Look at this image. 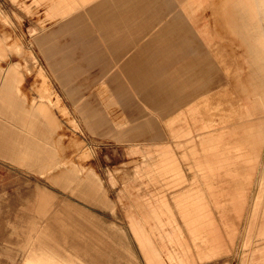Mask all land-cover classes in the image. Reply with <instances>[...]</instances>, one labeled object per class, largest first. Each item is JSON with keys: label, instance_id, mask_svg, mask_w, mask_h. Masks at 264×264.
I'll use <instances>...</instances> for the list:
<instances>
[{"label": "rangeland", "instance_id": "1", "mask_svg": "<svg viewBox=\"0 0 264 264\" xmlns=\"http://www.w3.org/2000/svg\"><path fill=\"white\" fill-rule=\"evenodd\" d=\"M178 8L185 9L171 0H126L123 4L122 0H117L115 3V26L109 29L112 38L106 43L103 39L104 51L92 56L85 53V58L92 57L96 62L87 67L89 88L80 91L81 100L96 90L102 92L101 98L85 102L98 112L94 118L97 120L99 116L103 120L104 126H101L87 121L38 42L40 33L51 28L57 19L48 15V1L0 0V264H25L28 243L40 224L45 219L51 220L52 215L63 217L72 226L70 232H64L69 243L78 241L79 245L90 243L93 246L91 253L98 264H146L130 226V215L140 217L147 203L154 202L152 192L162 186L136 175L135 170L143 164L144 158L141 149L133 152L130 148L141 141L142 147L149 148L146 150L152 153L158 143L169 142L167 137H155L156 133L166 132L164 121L160 119L168 114L156 111L163 108L159 105L162 101L159 95L165 92L163 79L155 80L151 71L147 72L145 57H136L144 53L141 50L146 35L157 29L158 33L167 32L165 28L175 24L183 33L193 29L195 33L201 30L215 37V48L207 46L211 53L210 65L202 68L217 71L202 74L206 88L192 91L195 101H220V108L228 109L230 102L238 100L235 96L238 93L235 88L238 86L237 63L243 67L242 75L256 74L252 49L243 35L235 37L226 32L229 27L224 25L218 0L212 7L198 9L195 19L171 18ZM226 11L231 18L237 14L236 8L228 7ZM125 14L142 15L144 21H139L138 29L143 26L141 31H145L129 34L127 22L122 19ZM250 14L253 24L259 21L262 24L253 27L251 23L250 29L252 32L257 29L264 58V9L258 14L250 11ZM110 15L103 13L106 25L111 21ZM109 43L114 45L113 50L108 47ZM122 59L125 61L119 65V72L110 73V64L105 60L119 63ZM178 61L174 60L169 67V71H175L170 73L172 76L180 75L183 69L180 59ZM164 82L169 86L168 80ZM259 90L260 99L257 93L252 97L260 102V110L264 112V80ZM225 92L229 95L223 97ZM105 94L112 96L104 97ZM168 97H165L166 102L169 98H177ZM206 107L213 117H219L213 105ZM110 118L114 122H109ZM155 118L159 120L153 121ZM263 118L261 113L255 116L253 123ZM108 123L115 127L120 123L128 126L144 123L145 126L135 127L132 137L138 140L134 141L118 138V129L107 128L111 127ZM174 147L179 155L183 147ZM261 149L252 183L247 189L250 200L244 216L236 217L232 209L222 216L219 209H211L222 242H226L227 226L238 229L232 252L196 264H264V187L260 185L264 184V147ZM180 163L187 183L192 177L191 171L182 160ZM56 173L61 175L59 179H71L73 187L63 188L56 178L50 179ZM87 187L94 190L92 194H85ZM42 198L51 203V211L46 215L36 210ZM253 209H258V213L247 244L241 248L244 226ZM42 238L47 241L48 233L42 232ZM81 253L85 255L84 250Z\"/></svg>", "mask_w": 264, "mask_h": 264}, {"label": "crops", "instance_id": "2", "mask_svg": "<svg viewBox=\"0 0 264 264\" xmlns=\"http://www.w3.org/2000/svg\"><path fill=\"white\" fill-rule=\"evenodd\" d=\"M47 1L48 15L57 17V19L51 24V28L44 29L38 36L41 49L53 71L86 115L87 121L93 125L102 126L103 120L99 116L97 120L94 118L98 112L85 103L101 98L102 92L96 90L93 95L85 96L81 100L80 91L83 88H89L87 67L88 64L96 62L92 57L85 58V53L92 56L105 50L104 42L109 41L108 38H112L109 29H113L115 26L113 10L117 0ZM215 1L171 0L172 3L182 4L185 8H178L171 18L185 16L188 19H195L198 9L212 7ZM218 1L222 4L221 13L223 14L221 15L224 18V25L229 27L226 28V32L228 31L235 37L243 35L239 31L240 26L249 25V17H244L245 12L247 14L249 11H254L255 14H258L260 9H264V1L261 3L259 0ZM124 2L126 3V0H122V4ZM228 7L237 9L235 17L231 18L228 15L226 11ZM103 13L111 14V21L107 25L105 22L103 23ZM122 19L127 22L129 34L145 31H141L144 29L143 26L138 29L139 21H144L142 15L126 16L125 14ZM174 25L170 24L171 27H166L165 31L167 32L158 33V29L152 30V34L146 35L145 45L141 50L144 53L136 55V57H145L147 72L151 71L155 80L163 79L162 89L165 92L161 95L156 93L162 96L159 105H162L163 108L156 109V111H161L163 115L168 114L160 119L164 121L166 132L156 133L155 137H167L169 142L158 143L152 153L146 150L149 148L142 147L143 142L141 141L135 142L130 148L133 152L141 149L144 158L143 164L137 166L135 170L136 175L147 177L150 182L162 186L152 192L154 202L147 203V208L140 217L130 215V226L146 264H196L232 252V243H234L238 229L233 225L227 226L226 242H222L217 233L211 209L212 207L219 209L222 216H225L228 209H232L236 217H240L245 206L246 209L248 208L250 195H248L247 189L252 183L251 179L263 151L261 147L264 145V123H261L264 118L260 122L253 123V120L259 119V117L255 119V116L264 114V112L258 111L256 104L249 101L246 111L241 112L238 100L230 102L232 110L239 109L235 112L231 111L229 107L228 109L220 108L222 105L220 101L215 104V102L207 100H194L196 95L192 91L206 88V85L203 84L205 78L202 77V74L217 71L216 69L205 70L202 68V66L210 65L211 53L207 51V48H215V37L212 34L207 35L204 33L205 31L201 30L200 33H195V30L188 29L187 33H183ZM255 25L262 24L259 21ZM244 40L249 42V39ZM108 47L113 50L114 45L109 43ZM199 48L201 49L199 50ZM178 59H180L183 69H180V75L172 76L170 73L175 71H169V67L174 60L179 63ZM105 61L110 64L108 70L114 75L119 72V65L122 66L125 59L120 60L119 63ZM237 64L235 67V72L238 74L237 91L242 90L248 93L251 91V74L242 75L243 67L241 64ZM166 80L169 81V86L164 82ZM165 89L174 90L173 94ZM103 90L107 91L106 86ZM228 95L229 93L225 92L223 97ZM231 95L233 96V93ZM111 96L112 94L104 95V97ZM168 96H177V98L173 99ZM235 96L238 97V93ZM165 97L169 98L167 102ZM207 105H213V110L216 109L217 112H220L219 109H223L222 112H218L219 119L210 114ZM106 120H104L105 123ZM108 120L114 122L111 118ZM152 120L158 121L159 119ZM108 125L111 127L106 126L107 128L118 129V138L134 141L138 140V138L132 137L137 129L135 127L145 126L144 123L134 126H128L125 123H120L116 127L111 123ZM0 137H2L1 132ZM232 137L233 139H231ZM6 143L8 145V142ZM0 144L2 143L0 142ZM174 146L183 147L179 151V155L176 154ZM181 160L188 165L192 174L187 183V178L181 167ZM59 176L61 175L56 173L50 179L56 178V182L63 188H71L73 181L68 177L59 179ZM93 191L91 187H87L85 194L90 195ZM166 195H170V198ZM36 210L40 214L46 215L51 211L50 201L42 198L36 204ZM262 210L264 213V208ZM257 213L258 209H253L248 215L249 220L242 233L241 248L247 244ZM51 217L53 219H45L40 224V229L28 243L24 263L98 264L91 253L93 246L90 243L85 246L79 245L78 241L69 243L64 232H70L69 229L72 227L70 223L58 215ZM42 232L48 233L47 241L43 240ZM83 250L85 255L81 253ZM126 250L133 257L127 247Z\"/></svg>", "mask_w": 264, "mask_h": 264}, {"label": "bare ground", "instance_id": "3", "mask_svg": "<svg viewBox=\"0 0 264 264\" xmlns=\"http://www.w3.org/2000/svg\"><path fill=\"white\" fill-rule=\"evenodd\" d=\"M200 2V1H199ZM221 2V0H220ZM224 3V1H223ZM222 5V4H220ZM201 6V5H200ZM199 7V6H198ZM197 8V7H196ZM223 8V7H222ZM192 9V8H191ZM76 14V13H75ZM223 14V13H221ZM222 16V15H221ZM244 17H249V25H244L242 28H240V33H243L244 35V39H249V42H248V46H250V48L252 49V59H253V62L252 64L256 67V74L255 75H250V80L252 81V84H251V91L250 92H245V91H240L238 92V103H239V109L241 112H244L246 111V108H247V105L249 104V101L253 104H256V106L258 107V111L261 112L260 110V106H259V101H257V99H253V95L256 94L258 95V98L260 99V96L261 95V92L260 90L263 89V86L262 88L259 90V84L260 82H262L264 80V72L262 69H264V58H263V54H261L262 52L260 51V46H259V41H258V38H257V35H258V32H257V29H253V32L251 31V23L253 25V27H256L255 24H253V16L250 14V11L248 14H246V12L244 13ZM224 19V18H223ZM54 34V33H53ZM63 46V44H62ZM61 47V46H60ZM238 65V64H237ZM243 71V70H242ZM256 76V77H255ZM198 79V78H197ZM243 80V79H242ZM246 84V83H245ZM262 84V83H261ZM200 87V86H199ZM243 87V86H242ZM245 87V86H244ZM261 87V86H260ZM236 88V87H235ZM237 89V88H236ZM264 91V90H263ZM263 99V98H262ZM221 103V102H220ZM216 104V102H215ZM202 106V105H201ZM222 108V107H221ZM224 109V108H223ZM223 109H219L220 112L223 111ZM231 109V108H230ZM239 109H237L236 111H238ZM222 110V111H221ZM235 111V109H233ZM231 109V111H233ZM216 111V109H215ZM235 111V112H236ZM211 112V111H210ZM219 112V111H218ZM217 112V113H218ZM219 112V113H220ZM234 112V113H235ZM232 113V112H231ZM175 114V113H174ZM223 114V113H221ZM212 115V114H211ZM220 115V114H219ZM226 115V114H225ZM228 115V114H227ZM238 115V114H237ZM232 116V115H231ZM173 117V116H172ZM176 117V116H174ZM222 118V117H221ZM227 118V116H226ZM219 119V118H218ZM172 120V119H171ZM245 120V119H244ZM219 121V120H218ZM169 122V121H168ZM241 123V122H240ZM235 125V124H234ZM261 137V136H260ZM138 143V142H137ZM260 145V144H259ZM264 147V145L262 146ZM262 164V163H261ZM261 169V168H260ZM260 175V172L258 173ZM261 177V175H260ZM264 177V176H263ZM262 187H264V184H260ZM53 219V218H52ZM67 240V239H66ZM123 263V262H122Z\"/></svg>", "mask_w": 264, "mask_h": 264}]
</instances>
